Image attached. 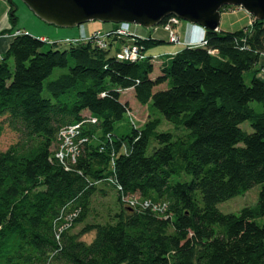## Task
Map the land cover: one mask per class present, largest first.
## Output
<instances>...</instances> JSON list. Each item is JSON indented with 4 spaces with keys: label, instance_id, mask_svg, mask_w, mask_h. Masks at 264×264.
<instances>
[{
    "label": "trees",
    "instance_id": "16d2710c",
    "mask_svg": "<svg viewBox=\"0 0 264 264\" xmlns=\"http://www.w3.org/2000/svg\"><path fill=\"white\" fill-rule=\"evenodd\" d=\"M8 4L10 29L0 35L17 23V6ZM119 24L105 30L106 47L90 34L49 40L22 30L0 54V135L18 134L0 151V264H264V20L204 30L205 44L157 55L148 50L162 37L129 27L118 36L111 31ZM125 42L144 58L118 59ZM55 68L67 71L46 80ZM128 90L180 132L157 131L156 117L136 125L120 99ZM123 120L127 133L116 127ZM71 124H79L81 142L65 168L54 150L58 131ZM181 175L190 179L171 182ZM100 185L115 192L118 209L104 222H85L92 195H105ZM254 185V206L217 209ZM89 232L93 238L82 240Z\"/></svg>",
    "mask_w": 264,
    "mask_h": 264
},
{
    "label": "rangeland",
    "instance_id": "374dc122",
    "mask_svg": "<svg viewBox=\"0 0 264 264\" xmlns=\"http://www.w3.org/2000/svg\"><path fill=\"white\" fill-rule=\"evenodd\" d=\"M13 2L17 6V16H18V22L17 25L20 27L29 28V31H31V35L37 36L38 33L36 31L37 24H39L42 27H45L47 32L42 34L45 36L44 38H48L49 40H59L64 38H79V37H87L92 31L94 30H100L101 32H105L112 23H101L98 21H89L82 23L77 26L68 27V28H62L57 27L51 24H47L43 22L42 20L38 19L20 0H13ZM6 7H9L8 1L6 2ZM250 15L244 11L242 8L237 6H232L230 9H224L220 12V20L218 24V29L222 31H235L238 29H241L245 27L248 24V20L250 19ZM34 22V23H33ZM180 24L183 25H191L183 20H179V25H175L172 27L173 31H175L178 36L179 40L178 42H169L167 32L163 30H157L158 27H160V24L151 27V28H144L140 25L135 24H129L130 31L133 32L135 35H152L155 37H162L164 42L154 47L152 50H148V53H151L153 55L162 54L166 51L175 50L178 47L180 48L182 44H184L185 39V30L179 29ZM34 29H32V28ZM96 27H100L97 29H94ZM137 27V30L134 28ZM92 30V31H91ZM41 36V35H38ZM49 45L44 44V47L47 48ZM157 63H154L155 71H153V74L158 73V67L156 68ZM67 71L66 68H55L51 75L46 80H52L58 77L60 74L65 73ZM247 81V77L245 78ZM43 95L46 96L48 93L44 90ZM120 99L123 102H127L130 111H131V117L134 121H136V125L139 127L142 125V123L147 120L150 117H156L160 119V124L157 128V131L160 132H171V133H179L180 131H176L170 123H168L164 116L159 113L156 110L151 111L147 106L140 105L134 98L133 91L128 90L124 93H121ZM116 127H119V131L123 133L129 132L128 126H126V120H123L122 122L118 123ZM241 128L245 130L246 132H250L251 128L247 121L243 122L241 124ZM185 132V130H183ZM18 138V134L8 128H4L2 134L0 135V151L6 150L11 144L15 143ZM154 145V142L151 141L149 144L148 152H151L152 147ZM190 176L188 175H181V176H172L171 182H175L178 180H189ZM98 188H104L105 189V195H101L98 193H94L92 195V201L90 204V208L88 210V217L85 220V222H104L109 217V215H113L114 212L118 209V204L116 203V194L115 192L110 189V187L106 185H100ZM260 189V185H254L251 187L247 192L241 195L234 196L232 198H229L223 202H220L217 204V209L222 213H238V211L245 206H254L257 201V195ZM109 214V215H108ZM259 223L264 224V217L258 219ZM83 223H80L76 225L73 228V231H78L82 226ZM94 236L93 232L85 233L81 236V239L89 242Z\"/></svg>",
    "mask_w": 264,
    "mask_h": 264
},
{
    "label": "water",
    "instance_id": "95a60500",
    "mask_svg": "<svg viewBox=\"0 0 264 264\" xmlns=\"http://www.w3.org/2000/svg\"><path fill=\"white\" fill-rule=\"evenodd\" d=\"M38 19L68 28L89 21L151 28L173 16L204 30H218L220 10L237 6L264 20V0H20Z\"/></svg>",
    "mask_w": 264,
    "mask_h": 264
},
{
    "label": "built area",
    "instance_id": "2783aa9c",
    "mask_svg": "<svg viewBox=\"0 0 264 264\" xmlns=\"http://www.w3.org/2000/svg\"><path fill=\"white\" fill-rule=\"evenodd\" d=\"M179 20L176 17L170 16L166 18L165 23L160 24L162 30L166 31L171 42H178L179 36L178 34L173 31L172 27L179 25ZM128 23H120L119 26L111 31L112 33L126 37L129 35L128 32ZM22 33L21 29H16L12 32V36L18 35ZM110 32H101L100 30H94L90 33V39L96 42V44L100 47H106L107 45V38ZM84 39L85 37L73 38L71 41H76L79 39ZM202 44H205V40H201ZM264 56V55H263ZM116 57L120 60H129V61H136L144 58V54L142 53L141 49L132 44V43H123L119 46V49L116 52ZM259 76L264 79V68H262L259 72ZM129 117L133 119L131 115V111L129 112ZM79 124H71L61 128L57 133L56 138V147L54 150V157L58 160L60 164H62L65 168H68V165L75 162L76 157L79 153V143L81 142L80 139L77 140V135L79 132ZM110 182L113 181L112 178H108ZM114 182V181H113ZM120 189V188H119ZM123 200L129 202L130 205H140L143 208L148 207L153 210L162 211L164 205L160 203H153L148 199L140 200L137 197H123ZM67 225V224H66Z\"/></svg>",
    "mask_w": 264,
    "mask_h": 264
},
{
    "label": "crops",
    "instance_id": "0c3cea01",
    "mask_svg": "<svg viewBox=\"0 0 264 264\" xmlns=\"http://www.w3.org/2000/svg\"><path fill=\"white\" fill-rule=\"evenodd\" d=\"M7 1L8 0H0V31H3V30L7 31V30L10 29V22L8 20V15H7L8 8L6 7V2ZM17 22H18V19H17ZM250 23H251V17L248 20V24H250ZM30 28H32V27H30ZM97 28H100V27H96L94 29H97ZM180 28L182 30L184 29L186 31L185 32L184 44H190L191 46H201V42L200 41H201V39L203 38V35H204V29L203 28L197 27L195 25H187L186 26V25H183V24H180L179 29ZM16 29H21V30H24L27 33L31 34V31H29V28L20 27L16 23V25H15V27L13 29H11L10 31L5 32V33L0 35V54L4 53L7 50L10 42L13 39L11 34ZM32 29H34V28H32ZM134 29L137 30V27H135ZM159 30L162 31V29H158V31ZM36 31H37L38 35H41V37H45L42 34L46 33L47 29L45 27H42L39 24H37ZM47 32H51V31H47ZM142 36H145V35H142ZM184 44H182L181 46H183ZM178 49H179V47L177 49H175V50H172V51L168 50L165 53H168V54L174 53ZM260 62L264 63V56L263 55L261 57Z\"/></svg>",
    "mask_w": 264,
    "mask_h": 264
}]
</instances>
